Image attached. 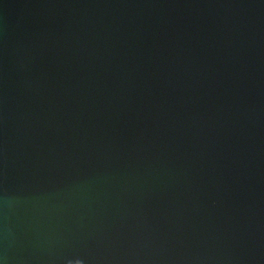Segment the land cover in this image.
I'll return each instance as SVG.
<instances>
[{
    "label": "water",
    "instance_id": "95a60500",
    "mask_svg": "<svg viewBox=\"0 0 264 264\" xmlns=\"http://www.w3.org/2000/svg\"><path fill=\"white\" fill-rule=\"evenodd\" d=\"M0 264H264V0H0Z\"/></svg>",
    "mask_w": 264,
    "mask_h": 264
}]
</instances>
